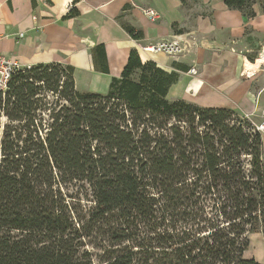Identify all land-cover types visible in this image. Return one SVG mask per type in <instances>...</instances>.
<instances>
[{
    "label": "trees",
    "instance_id": "obj_1",
    "mask_svg": "<svg viewBox=\"0 0 264 264\" xmlns=\"http://www.w3.org/2000/svg\"><path fill=\"white\" fill-rule=\"evenodd\" d=\"M223 1L255 16L253 0ZM176 82L135 51L104 95L75 91L58 63L10 79L0 264H262L245 257L250 234L264 241L261 135L167 100Z\"/></svg>",
    "mask_w": 264,
    "mask_h": 264
},
{
    "label": "crops",
    "instance_id": "obj_2",
    "mask_svg": "<svg viewBox=\"0 0 264 264\" xmlns=\"http://www.w3.org/2000/svg\"><path fill=\"white\" fill-rule=\"evenodd\" d=\"M262 7L253 0L248 18L223 0H0V54L22 66H70L75 91L104 95L135 51L177 75L167 100L250 116L264 104V82L250 63L254 50L264 51ZM145 8L160 19L150 22ZM177 36L188 48L180 55L143 52Z\"/></svg>",
    "mask_w": 264,
    "mask_h": 264
},
{
    "label": "built area",
    "instance_id": "obj_3",
    "mask_svg": "<svg viewBox=\"0 0 264 264\" xmlns=\"http://www.w3.org/2000/svg\"><path fill=\"white\" fill-rule=\"evenodd\" d=\"M142 14L147 18L150 22H156L160 19L159 13L151 8L142 9ZM35 19V18H33ZM181 37L177 36L174 41L171 43L161 42L154 45H150L143 49L145 53H164L168 56H177L187 51V46L185 44V48H179V43L181 42ZM184 44V42H182ZM260 55V54H259ZM256 61V60H255ZM30 69V66H22L17 61L11 60L4 55L0 54V95L4 97L7 89L8 83L10 79L16 73H24L26 70ZM192 70L190 71V73ZM261 115L263 116V121L254 125V131L264 136V108L261 110Z\"/></svg>",
    "mask_w": 264,
    "mask_h": 264
},
{
    "label": "rangeland",
    "instance_id": "obj_4",
    "mask_svg": "<svg viewBox=\"0 0 264 264\" xmlns=\"http://www.w3.org/2000/svg\"><path fill=\"white\" fill-rule=\"evenodd\" d=\"M263 49L254 50L255 52L254 58L250 60L252 63L251 70L254 71L256 76H259L258 80H262L264 82V60L262 57H259V54L262 53ZM261 58V59H260ZM257 59V61H255ZM48 95L47 101H51L52 98ZM3 97V96H2ZM264 108V104L259 106V108L250 116H244L238 111H233L237 116L246 119L252 126L258 125L263 121V116L261 115V110ZM7 124L6 118L0 112V135L3 132L4 126ZM262 138L264 136L261 135ZM262 150H263V160H264V144L262 142ZM264 162V161H263ZM249 238V247L248 250L245 252L246 258H253L257 262L260 263L262 260V264H264V241L263 237L260 233L250 234ZM263 256V257H262ZM261 258V260H260Z\"/></svg>",
    "mask_w": 264,
    "mask_h": 264
},
{
    "label": "bare ground",
    "instance_id": "obj_5",
    "mask_svg": "<svg viewBox=\"0 0 264 264\" xmlns=\"http://www.w3.org/2000/svg\"><path fill=\"white\" fill-rule=\"evenodd\" d=\"M260 57H262V59L264 60V51L262 54L259 55Z\"/></svg>",
    "mask_w": 264,
    "mask_h": 264
}]
</instances>
